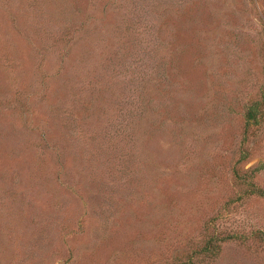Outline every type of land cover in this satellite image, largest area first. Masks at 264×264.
<instances>
[{
    "label": "rangeland",
    "instance_id": "rangeland-1",
    "mask_svg": "<svg viewBox=\"0 0 264 264\" xmlns=\"http://www.w3.org/2000/svg\"><path fill=\"white\" fill-rule=\"evenodd\" d=\"M251 183L264 0H0V264H264Z\"/></svg>",
    "mask_w": 264,
    "mask_h": 264
},
{
    "label": "trees",
    "instance_id": "trees-1",
    "mask_svg": "<svg viewBox=\"0 0 264 264\" xmlns=\"http://www.w3.org/2000/svg\"><path fill=\"white\" fill-rule=\"evenodd\" d=\"M258 109H259V104L255 103L247 110V112L245 114V120H246L247 125H249L250 123L254 124V123L257 122L258 117H259V113H260V111H258ZM250 187L254 191V193H258L259 195H264V192L262 190L256 189L255 184L251 183ZM218 240H219L218 237L217 238H215V237L210 238L206 242L205 247L203 248L204 249L203 251H205V252H210V251L213 252L214 248H215V244H217Z\"/></svg>",
    "mask_w": 264,
    "mask_h": 264
}]
</instances>
